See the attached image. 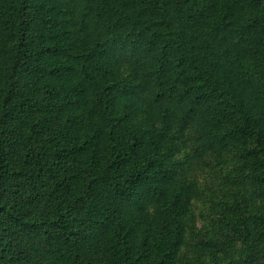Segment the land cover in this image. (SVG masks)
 <instances>
[{
    "label": "trees",
    "instance_id": "1",
    "mask_svg": "<svg viewBox=\"0 0 264 264\" xmlns=\"http://www.w3.org/2000/svg\"><path fill=\"white\" fill-rule=\"evenodd\" d=\"M0 264H264V0H0Z\"/></svg>",
    "mask_w": 264,
    "mask_h": 264
}]
</instances>
